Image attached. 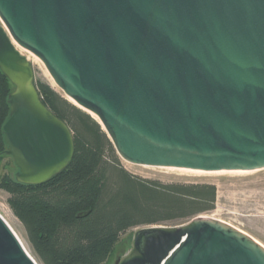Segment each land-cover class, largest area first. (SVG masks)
<instances>
[{
    "label": "water",
    "instance_id": "95a60500",
    "mask_svg": "<svg viewBox=\"0 0 264 264\" xmlns=\"http://www.w3.org/2000/svg\"><path fill=\"white\" fill-rule=\"evenodd\" d=\"M0 18V69L13 85L5 154L18 182L61 173L74 139L11 37L98 116L127 162L181 174L264 169V0H0ZM0 264H39L1 215ZM115 264H264V246L199 215L140 228Z\"/></svg>",
    "mask_w": 264,
    "mask_h": 264
},
{
    "label": "trees",
    "instance_id": "16d2710c",
    "mask_svg": "<svg viewBox=\"0 0 264 264\" xmlns=\"http://www.w3.org/2000/svg\"><path fill=\"white\" fill-rule=\"evenodd\" d=\"M42 102L71 129L74 154L58 175L41 184L4 173L0 189L23 223L41 264H105L121 236L134 228L179 224L216 208L218 188L202 180L145 178L128 171L102 125L46 80L37 79ZM13 85L0 69V155ZM87 212L84 217H79Z\"/></svg>",
    "mask_w": 264,
    "mask_h": 264
},
{
    "label": "rangeland",
    "instance_id": "374dc122",
    "mask_svg": "<svg viewBox=\"0 0 264 264\" xmlns=\"http://www.w3.org/2000/svg\"><path fill=\"white\" fill-rule=\"evenodd\" d=\"M0 25L3 26L9 33L1 18ZM15 46L27 58L29 54L37 57L30 51L19 46L16 42ZM39 59L40 58H37L36 62L29 59L34 67L35 80H46L55 90H57L64 97L68 98L55 84L45 64L42 63L41 59ZM68 100L70 99L68 98ZM70 102L72 101L70 100ZM120 159L122 165L128 171L141 177L160 179L165 182L181 179L202 180L215 183L218 188L216 208L212 212L205 215L215 217L216 219L233 225L250 235L264 246V169L239 174H181L153 166L132 164L121 157ZM16 171L17 168L14 165L12 157L6 154L0 155V177L4 173H9L12 177H14ZM8 197L9 194L0 189V215L6 220L31 255L36 259L27 240V234L23 223L15 216L8 205ZM190 221H185L179 224L167 223L163 225L176 226L186 224ZM140 228L131 229L121 236L114 253L105 264H115L118 260H123L131 254L134 248L135 233ZM37 262L41 264L38 260Z\"/></svg>",
    "mask_w": 264,
    "mask_h": 264
},
{
    "label": "bare ground",
    "instance_id": "6f19581e",
    "mask_svg": "<svg viewBox=\"0 0 264 264\" xmlns=\"http://www.w3.org/2000/svg\"><path fill=\"white\" fill-rule=\"evenodd\" d=\"M11 40H12L13 44L15 45V42H16V41H15L12 37H11ZM14 41H15V42H14ZM16 48H17V47H16ZM17 49H18V48H17ZM37 58H38V57L32 56V55H30V54H29V56H28V59H30V60H32V61H35V62L37 61ZM39 60H40V59H39ZM39 60H38V61H39ZM41 61H42V60H41ZM38 63H39V62H38ZM42 63H43V62H42ZM70 100L73 102L72 99H70ZM92 116H93L96 120L100 121L97 115L92 114ZM246 172H249V171H246ZM214 218H215V217H214ZM228 224H229V223H228ZM239 230H240V229H239ZM241 231H242V230H241ZM242 232H244V231H242ZM244 233H245V232H244ZM246 234H247V233H246ZM260 244H261V243H260ZM261 245H262V244H261ZM262 246H263V245H262Z\"/></svg>",
    "mask_w": 264,
    "mask_h": 264
}]
</instances>
